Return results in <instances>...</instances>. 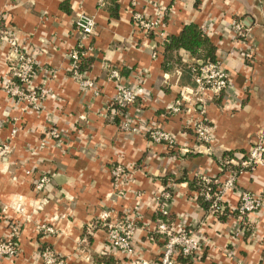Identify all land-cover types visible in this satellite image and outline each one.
<instances>
[{"label":"crops","instance_id":"1","mask_svg":"<svg viewBox=\"0 0 264 264\" xmlns=\"http://www.w3.org/2000/svg\"><path fill=\"white\" fill-rule=\"evenodd\" d=\"M131 1L147 16L155 11L153 1L163 7L165 38L195 24L223 62L229 86L218 94L196 92L188 68L194 57L183 49L165 67L160 37L134 29ZM79 13L94 16L87 37L74 26ZM0 15L5 35L33 56V83L49 91L38 110L7 95L3 83L15 56L0 41V143L9 144L0 152V239L12 223L19 229L14 255H0V264H43L42 246L68 264H157L164 240L159 220L200 237L195 256H177V264H264V164L240 167L250 146L264 139V0H0ZM237 21L247 29L245 38L231 30ZM79 47L91 58L83 72L91 88L81 87L69 70V53ZM115 67L138 93L131 105L115 100L109 77ZM176 99L180 110L171 112ZM201 103L213 126L208 149L186 125ZM124 121L137 131L122 129ZM149 127L166 130L175 144L152 142ZM51 128L60 140L48 136ZM116 164L126 169L119 185L110 173ZM233 171L236 186L259 197L261 206L239 215L233 210L238 196L227 190L228 210L210 213L192 182L205 175L218 184ZM40 174L50 180L37 192ZM163 191L169 196L157 199ZM15 204L25 212H15ZM128 214L136 217L131 256L108 246L103 225ZM40 223L55 232L37 230Z\"/></svg>","mask_w":264,"mask_h":264},{"label":"built area","instance_id":"2","mask_svg":"<svg viewBox=\"0 0 264 264\" xmlns=\"http://www.w3.org/2000/svg\"><path fill=\"white\" fill-rule=\"evenodd\" d=\"M151 5L155 11L152 16H147L144 12L136 9V1H131L132 25L136 31L160 37L161 43H163L166 38L160 27V23L163 20V17H165L166 12L157 1H153ZM1 20L2 17L0 15V41L3 40L8 43L10 51H12L11 53L15 56V63L11 66L10 73L4 80L3 89L12 99L23 103L24 108L38 110L41 107L44 98L49 94V91L43 85L33 83V78L36 75L33 56L24 51V49L18 45L15 37L5 35V32L1 29ZM74 26L77 31L87 37L91 35L95 29L94 16L79 13L74 19ZM231 30L238 37L245 38L247 34V29H245L239 21L231 24ZM150 54L155 58L157 56V50L153 48ZM85 55L86 51H83V49L81 50L80 47L72 50L69 53V70L77 79L81 87L91 88L94 86L93 81L78 69L80 59ZM243 55L249 58L251 53L246 51ZM191 72L193 74L196 92L200 94L205 91L212 94H218L221 91H224L230 83L225 66L220 60L199 61V65L197 67H192ZM109 77L116 85L115 100L122 106L133 104L138 93L135 89L131 88L130 85L121 81L119 69L116 67L110 69ZM181 99L183 100V96H181ZM181 104V100L176 99L173 104L170 105L169 110L171 112H178ZM189 109L190 108L187 110ZM186 125L192 129L199 144L206 145L207 147L205 149H208V145L211 143L213 137V126L210 124L206 116L204 103L195 106L194 116L187 120ZM121 127L125 130L137 131L135 125H131L126 121L121 123ZM15 132L16 127H13L11 134L14 135ZM48 136L60 140V133L54 128H51L48 131ZM147 136L152 142L157 144H164L167 146L175 144L173 135L159 127H149L147 129ZM8 150V143H0V152L3 153ZM258 164H264V139L262 137L257 138L255 143L250 146L245 157L240 162V167L253 168ZM110 173L113 183L119 185L122 184V181L125 179L126 169L123 165L116 164L111 167ZM236 175L237 172L233 171L218 184L208 176H198L197 179H199L203 189L197 191L196 194L202 197L203 200L209 202L208 209L210 213L223 214L226 212L227 208L223 204V195L227 190H232L238 196V203L233 210L239 215H249L258 210L261 206V200L259 197H256L247 190L239 189L236 186ZM49 180L50 178L47 174H40L34 182L35 191H42ZM214 183L217 185L213 187ZM168 196L169 193L163 191L160 192L157 199H160L161 197L166 198ZM12 208L17 213L25 212V209L21 204H15ZM162 212L163 214H166L165 210H162ZM105 216L106 215H103V220ZM135 220V215L128 214L115 221H104L103 225L106 228L107 244L110 248L127 256L135 254L132 244ZM37 230L50 234L55 232L54 228L47 223L38 224ZM156 230L164 236L162 250L157 264H177V256L193 258L200 249V237L198 234L191 232V230L186 228L177 229L172 223L164 220H159L156 225ZM18 231V224L12 223L9 226L7 234L0 239V255H14L15 237L17 236ZM38 254L43 264H68L63 257L57 255L48 246L40 247ZM134 262L146 264L144 261H140V259H135Z\"/></svg>","mask_w":264,"mask_h":264},{"label":"trees","instance_id":"3","mask_svg":"<svg viewBox=\"0 0 264 264\" xmlns=\"http://www.w3.org/2000/svg\"><path fill=\"white\" fill-rule=\"evenodd\" d=\"M180 49L189 52L194 57V61L190 65H188L190 71L192 67H197L199 65V61L215 60L214 48L211 42L209 41L207 36L195 24L192 23L184 25L177 35H171L163 42L162 54L164 56L163 64H165V67H167L169 64H172L171 60L175 59V54H177ZM178 57L176 60H174L175 64L180 63ZM90 64L91 58L82 56L78 64V69L84 72V70L89 69ZM224 164H227V162ZM192 184L197 191L203 189V186L200 183L199 179H195ZM216 185L217 184L214 183L213 187ZM203 202L208 209L209 202L205 200H203ZM223 215L224 214L220 216Z\"/></svg>","mask_w":264,"mask_h":264}]
</instances>
